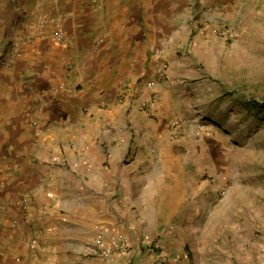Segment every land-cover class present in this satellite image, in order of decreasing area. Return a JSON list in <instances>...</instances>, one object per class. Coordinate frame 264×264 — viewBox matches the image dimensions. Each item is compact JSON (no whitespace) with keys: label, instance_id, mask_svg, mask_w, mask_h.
I'll list each match as a JSON object with an SVG mask.
<instances>
[{"label":"crops","instance_id":"crops-1","mask_svg":"<svg viewBox=\"0 0 264 264\" xmlns=\"http://www.w3.org/2000/svg\"><path fill=\"white\" fill-rule=\"evenodd\" d=\"M94 1L68 14L71 46L47 35L38 52L43 66L33 56L25 62V131L0 144V264H58L72 252L103 256L97 238L119 233L134 247L136 264H210L212 248L222 246L211 240L215 227L199 230L198 242L189 241L194 259L184 257L192 214L209 191L201 177L208 148L188 153L196 141L174 114L185 109L186 56L222 38L206 22L211 1ZM143 76L157 86H140ZM60 83L78 88L57 91ZM155 238L174 249L155 251ZM231 240L225 245L240 244Z\"/></svg>","mask_w":264,"mask_h":264},{"label":"rangeland","instance_id":"rangeland-1","mask_svg":"<svg viewBox=\"0 0 264 264\" xmlns=\"http://www.w3.org/2000/svg\"><path fill=\"white\" fill-rule=\"evenodd\" d=\"M90 1L0 0V144L22 139L29 99L23 92L28 86L23 74L28 66L25 62L33 56L35 66H43L45 60L38 52L46 42V34L50 35L46 26L54 25L55 18L66 24L70 12L75 9L76 15ZM209 1L214 15L206 22L213 25L222 20L233 34L226 40L217 37L211 48L203 47L199 55L186 56L187 70L182 81L188 94L184 112H176L174 117H178L174 119L196 141H191L188 153L208 148L207 167L201 177L208 180L209 191L200 196L206 197L200 211L192 214L190 239L184 243L188 255L184 257L194 259L195 247L191 250L189 241L198 242L199 230L215 227L211 240L214 246H222L212 248L214 258L210 264H264V247H259L264 242V0ZM141 5L139 2L138 11L143 10ZM156 7L165 8L160 2ZM189 7L187 4L177 9ZM44 85L40 83L39 87ZM231 238H238L240 244L225 245L232 243ZM153 242L156 246H150L155 251L159 248L169 253L174 249L163 247L158 238ZM136 257L131 245L127 257L110 259L89 251L78 255L72 252L57 260L58 264H136Z\"/></svg>","mask_w":264,"mask_h":264},{"label":"built area","instance_id":"built-area-1","mask_svg":"<svg viewBox=\"0 0 264 264\" xmlns=\"http://www.w3.org/2000/svg\"><path fill=\"white\" fill-rule=\"evenodd\" d=\"M52 19V18H51ZM53 21H57L54 25L46 26L45 31L51 34L58 42L63 43L65 45L71 46L72 45V35L66 30V24L63 22L61 18H55ZM214 25V26H213ZM211 24V27L213 26V31L215 33H218L221 35L222 38L226 40V38H230L232 36L231 28L229 27V24L224 21H217L214 22V24ZM48 34H46L47 36ZM71 35V36H70ZM167 68V65L164 64L161 68V74H165V70ZM72 73V67L69 66L67 68V75L70 76ZM140 86L144 85L148 88H155L157 86V80L156 78H145L144 76L139 79ZM78 88V86H75L74 84H67V83H60L58 86L55 87L57 91H75ZM104 89H100L101 93H104ZM159 96L155 92L152 94L151 101L156 102L158 101ZM33 124L36 122H32ZM13 202V201H12ZM28 202L24 200V207L27 208ZM13 224H17L16 221L13 222ZM96 245L101 248L100 252L103 256L107 258H116V257H127L131 251V245L123 233H119L116 235V237L108 242L104 241V238H97Z\"/></svg>","mask_w":264,"mask_h":264},{"label":"bare ground","instance_id":"bare-ground-1","mask_svg":"<svg viewBox=\"0 0 264 264\" xmlns=\"http://www.w3.org/2000/svg\"><path fill=\"white\" fill-rule=\"evenodd\" d=\"M1 20H2V18H1Z\"/></svg>","mask_w":264,"mask_h":264}]
</instances>
